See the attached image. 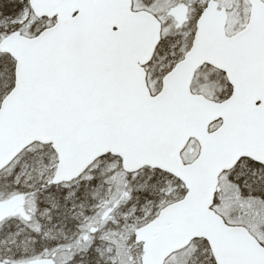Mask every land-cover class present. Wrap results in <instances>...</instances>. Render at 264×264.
Returning <instances> with one entry per match:
<instances>
[{"label":"snow or ice","instance_id":"obj_1","mask_svg":"<svg viewBox=\"0 0 264 264\" xmlns=\"http://www.w3.org/2000/svg\"><path fill=\"white\" fill-rule=\"evenodd\" d=\"M0 264H264V0H0Z\"/></svg>","mask_w":264,"mask_h":264}]
</instances>
